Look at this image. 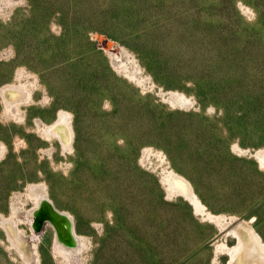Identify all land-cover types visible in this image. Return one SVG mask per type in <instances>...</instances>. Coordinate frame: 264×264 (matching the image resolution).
Instances as JSON below:
<instances>
[{"label": "rangeland", "instance_id": "obj_1", "mask_svg": "<svg viewBox=\"0 0 264 264\" xmlns=\"http://www.w3.org/2000/svg\"><path fill=\"white\" fill-rule=\"evenodd\" d=\"M7 83L30 97L10 113L0 92V218L25 231L35 264H226L222 215L264 239V0H0ZM61 109L70 150L43 131ZM32 183L73 215L81 252L62 254L48 224L31 229ZM0 264H29L2 223Z\"/></svg>", "mask_w": 264, "mask_h": 264}, {"label": "bare ground", "instance_id": "obj_2", "mask_svg": "<svg viewBox=\"0 0 264 264\" xmlns=\"http://www.w3.org/2000/svg\"><path fill=\"white\" fill-rule=\"evenodd\" d=\"M200 12L201 9L196 8L195 11L187 13V26L183 36L188 37L193 43L199 42V39L203 40L200 33L205 25L200 19ZM192 19L195 23L191 22ZM124 68H127V65H124ZM0 92L10 113H17L21 105L25 104L30 97L29 90L24 85L17 83L4 84ZM170 98L174 103L190 102L185 95L179 92H171ZM43 131L47 137L56 139L63 150L72 148L74 129L68 111L59 110L56 119L45 124ZM2 153L3 148L0 145V157ZM256 155L264 166V148L259 149ZM164 176L172 192H177L189 199L194 203L196 209L203 211L204 206L184 176L174 170H168ZM29 195L33 199L32 206L27 210L31 229L39 233L43 225L48 224L53 231L54 243L62 254L72 257L81 252V248L85 245L86 235L77 231L73 215L68 210L59 208L41 183H32L29 186ZM13 207L15 211L19 210L17 204H14ZM218 218L227 234L234 237L232 245H222L228 255L230 254L226 264H264V239L260 233L245 220L235 222L237 218H226L223 215ZM0 223L5 227L10 244L21 253L29 264H35L37 253L29 252L25 231L18 228L10 217H1ZM236 237L237 243L235 242Z\"/></svg>", "mask_w": 264, "mask_h": 264}, {"label": "water", "instance_id": "obj_3", "mask_svg": "<svg viewBox=\"0 0 264 264\" xmlns=\"http://www.w3.org/2000/svg\"><path fill=\"white\" fill-rule=\"evenodd\" d=\"M238 220H239V219H236L235 222L238 221ZM237 240H238V239H237V237H236V238H235V242H236V243H237ZM228 256L230 257V254H229Z\"/></svg>", "mask_w": 264, "mask_h": 264}]
</instances>
